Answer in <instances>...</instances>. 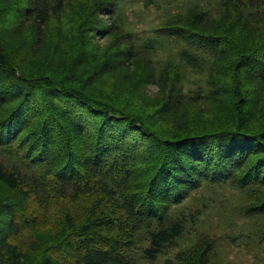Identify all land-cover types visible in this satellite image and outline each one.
<instances>
[{
    "label": "trees",
    "instance_id": "16d2710c",
    "mask_svg": "<svg viewBox=\"0 0 264 264\" xmlns=\"http://www.w3.org/2000/svg\"><path fill=\"white\" fill-rule=\"evenodd\" d=\"M116 1L0 0V264L153 260L185 227L173 206L221 183L264 239V0L157 29L185 46L190 78L136 50ZM196 52L212 57L200 87ZM209 259L200 241L162 264Z\"/></svg>",
    "mask_w": 264,
    "mask_h": 264
},
{
    "label": "rangeland",
    "instance_id": "374dc122",
    "mask_svg": "<svg viewBox=\"0 0 264 264\" xmlns=\"http://www.w3.org/2000/svg\"><path fill=\"white\" fill-rule=\"evenodd\" d=\"M220 0H117L111 20L122 27L136 50L143 51L156 70L166 62L178 66L185 78L194 75L180 53L185 46L178 40L166 37L157 29L172 15L183 14L199 6L209 14L218 7ZM244 2L245 0H240ZM102 46L105 38H95ZM145 45L148 49H145ZM200 61L193 65L197 72L194 86H204L211 55L196 52ZM183 77L184 88L191 87ZM155 87L146 88L152 96ZM0 162L10 165L0 150ZM29 172L28 170H26ZM247 203L243 191L227 183L202 187L184 201L173 206L171 216L182 215L186 221L183 231L174 244L164 248L153 260L143 259L139 252L133 255L136 264H162L175 252L185 251L197 242L204 241L210 250L208 264H264L263 221L259 216L245 215L242 207Z\"/></svg>",
    "mask_w": 264,
    "mask_h": 264
}]
</instances>
